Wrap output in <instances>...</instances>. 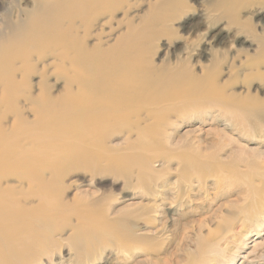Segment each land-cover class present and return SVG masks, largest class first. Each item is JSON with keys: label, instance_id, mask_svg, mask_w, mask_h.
Wrapping results in <instances>:
<instances>
[{"label": "rangeland", "instance_id": "374dc122", "mask_svg": "<svg viewBox=\"0 0 264 264\" xmlns=\"http://www.w3.org/2000/svg\"><path fill=\"white\" fill-rule=\"evenodd\" d=\"M27 1L33 2L0 0V32L3 12L10 8L12 21H23L17 8ZM119 1L84 19L57 11L53 1L28 20L31 29H8L5 42L0 39V66L16 54L15 64H22L21 55L46 53L44 41L23 47L45 30L62 47L82 45L91 66L128 46L137 51L128 60L146 72V81L159 85L164 77L166 84L170 68H187L200 78L210 75L206 82L232 100L226 104L194 91L170 98L153 115L165 122L157 136L153 125L140 135L116 125L74 128L72 115L56 108L66 113L55 115L58 123L28 131L19 147L23 161L48 182H7L15 185L9 197L19 217L11 246L31 241L35 248L20 263L264 264V105L249 106L264 102V0ZM16 32H24L22 45L17 37L6 40ZM38 79L33 76L34 83ZM51 82L55 93L62 90L64 80L53 76ZM7 106L15 100L2 102L0 115ZM7 113L11 128L17 119ZM26 115L34 117L30 110ZM3 138L14 140L16 133ZM185 141L211 148L191 161L206 174L191 167L180 178L181 158L168 163L160 156L163 143Z\"/></svg>", "mask_w": 264, "mask_h": 264}, {"label": "bare ground", "instance_id": "6f19581e", "mask_svg": "<svg viewBox=\"0 0 264 264\" xmlns=\"http://www.w3.org/2000/svg\"><path fill=\"white\" fill-rule=\"evenodd\" d=\"M53 1L57 11L72 12L76 18L82 19L90 18L97 9L102 13L108 12L110 10L109 5L113 2L121 4L119 0ZM53 1L33 0V2L27 1L24 7L19 5L17 8L18 16L23 15L26 17L19 22L12 21L10 8L3 12L6 22L3 23L0 39L5 42V34L11 28L26 29L30 27L31 29L28 20L32 19L39 9L51 8ZM158 20H163V18L160 17ZM22 33L24 32L8 35L6 40L12 43V40L17 37V43L22 45L25 40ZM84 35H86V31ZM51 36L50 33L43 30L38 33L36 40L23 46L27 47L44 41L47 46L46 53L31 52L29 55H21L20 61L22 64H15L19 58L16 54L7 60L4 69L0 66V85H2L0 104L11 99L15 100V106H7L8 109L0 115V136H8V131L16 133L14 140L8 138L0 140V206L2 207L0 211V264H21L23 262L20 263V261L22 259L26 261L29 253L35 250L31 241L27 242L26 245L21 243L17 247L11 246L12 243L17 242L16 235L12 234L14 228L19 225V217L15 203H11L9 197L15 191V185L7 183L13 178L19 184L24 181L32 184L35 179L40 180L42 183L48 182L41 172H37V174L33 172L32 163L23 161L25 156L19 155L20 143L27 141L28 131L47 130L53 123H58L55 117L56 114L63 115L66 113L62 112L67 111L72 115L70 123L74 124V128H78V126L85 123L92 126L102 125L104 128L116 125L117 128L126 129L129 132L135 131L140 135L141 131H146L153 125L154 130L151 134L157 136L158 127L165 124V122L161 119H154L153 115L159 110V107L170 105L169 101L171 99L187 98L188 92L194 91L196 96L215 97L224 103L232 100L230 97L217 94L218 86L212 81L206 82L210 77L207 73L203 75V78H200L194 75L190 69L185 68L180 71L177 68H170V71L167 72L169 75L166 76L170 79V82L162 84L161 81L164 80V77L158 78L159 86L151 80L146 81V72L136 63L128 60L137 52L128 46L121 48L114 56L105 57L99 65L91 66L89 63L90 53L82 45L70 41L65 47H62L59 43L49 40ZM118 45L115 44V46ZM16 65L19 67H16ZM165 74L160 73L159 75L165 76ZM34 75L39 77L35 83L33 82ZM53 76L56 80H64L62 90L58 93H55V84L51 82ZM141 77L143 78L141 79ZM140 93H142V96H140ZM244 103L246 104V101ZM262 105H264V102H258L256 105L253 102L249 103V106L253 109ZM56 108L61 109L62 112L56 110ZM29 110L34 113L32 120L26 115V111ZM7 112H11L17 119L12 123L11 128L5 125L9 118ZM53 112L56 113L51 115L50 113ZM30 126L32 128H29ZM117 132L122 131L118 129ZM32 140L28 142L31 143ZM27 144L29 145V143ZM162 146L160 156L163 157L164 161L170 163L175 158H181L180 161L185 164L179 174L180 178L188 177V172H185V170H189L191 167L202 175L206 174L204 167L192 165L191 161L201 159L199 155L204 148H211L203 147L200 144L197 146L193 141H185L176 146L163 143ZM36 153L39 155L42 151H36ZM156 180L157 178L154 181L156 182ZM165 184L169 183L166 181ZM192 186L191 182L190 187ZM167 192H170V187L166 189L165 193L167 194ZM25 202L28 203L26 199ZM260 204L263 206V201ZM261 213H263L262 209L261 212H256L258 216ZM49 220H51V215ZM38 221H42V218ZM41 223L43 222L39 224ZM30 227H32L33 236L36 221H32Z\"/></svg>", "mask_w": 264, "mask_h": 264}]
</instances>
